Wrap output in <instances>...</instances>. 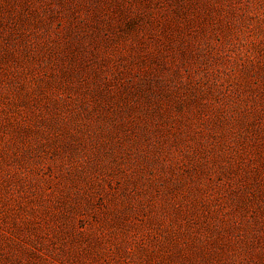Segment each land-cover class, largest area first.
<instances>
[{
    "label": "rangeland",
    "instance_id": "1",
    "mask_svg": "<svg viewBox=\"0 0 264 264\" xmlns=\"http://www.w3.org/2000/svg\"><path fill=\"white\" fill-rule=\"evenodd\" d=\"M0 264H264V0H0Z\"/></svg>",
    "mask_w": 264,
    "mask_h": 264
}]
</instances>
